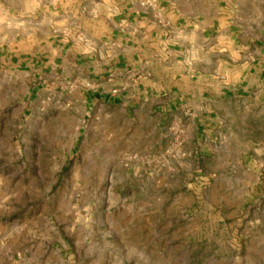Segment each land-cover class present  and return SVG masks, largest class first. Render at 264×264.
<instances>
[{"label":"rangeland","instance_id":"374dc122","mask_svg":"<svg viewBox=\"0 0 264 264\" xmlns=\"http://www.w3.org/2000/svg\"><path fill=\"white\" fill-rule=\"evenodd\" d=\"M94 1L0 0V25L74 36ZM19 77L0 70V264H264V97L152 111Z\"/></svg>","mask_w":264,"mask_h":264},{"label":"crops","instance_id":"0c3cea01","mask_svg":"<svg viewBox=\"0 0 264 264\" xmlns=\"http://www.w3.org/2000/svg\"><path fill=\"white\" fill-rule=\"evenodd\" d=\"M94 3L93 14L84 19L88 27L74 36L63 30L50 35L43 27L27 30L18 19L4 21L0 70L24 80L60 74L89 86L93 103L112 105L132 96L152 111L177 109L172 101L161 107L163 98L203 102L214 90L222 100L235 92L264 97V44L257 36L264 26V14L258 13L263 1ZM214 50L221 57L220 70L211 73L208 59Z\"/></svg>","mask_w":264,"mask_h":264},{"label":"built area","instance_id":"2783aa9c","mask_svg":"<svg viewBox=\"0 0 264 264\" xmlns=\"http://www.w3.org/2000/svg\"><path fill=\"white\" fill-rule=\"evenodd\" d=\"M152 3V2H151ZM155 3V1H153V3L152 4H154Z\"/></svg>","mask_w":264,"mask_h":264}]
</instances>
